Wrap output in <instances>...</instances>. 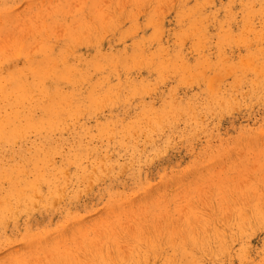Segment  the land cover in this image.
I'll use <instances>...</instances> for the list:
<instances>
[{
	"label": "rangeland",
	"instance_id": "1",
	"mask_svg": "<svg viewBox=\"0 0 264 264\" xmlns=\"http://www.w3.org/2000/svg\"><path fill=\"white\" fill-rule=\"evenodd\" d=\"M248 1L0 0L2 69L37 49L75 68L51 139L84 146L43 160L50 182L0 223V264H264V23L243 30ZM28 130L15 144L31 154Z\"/></svg>",
	"mask_w": 264,
	"mask_h": 264
},
{
	"label": "bare ground",
	"instance_id": "2",
	"mask_svg": "<svg viewBox=\"0 0 264 264\" xmlns=\"http://www.w3.org/2000/svg\"><path fill=\"white\" fill-rule=\"evenodd\" d=\"M255 1H248L245 6H242L246 20L243 30L252 33L263 29L255 25V17L264 23V9L263 12L258 13L252 3ZM188 14L196 13L189 9ZM85 29V24L80 19H76L70 27L65 29L66 35L63 39L64 45H69L68 52L74 44L82 40L79 34ZM241 38L246 40L247 37L241 35ZM13 53L17 55L13 54L12 59L24 60L21 67L9 65L2 69L3 58L0 53V223L15 216L14 211L17 207L31 206L37 192V181L50 182L49 178H43L49 175V171L45 169L48 162L43 160L48 158L51 152L62 153L65 160H71L78 155L74 151L84 150L79 139L75 138L70 150L66 152L61 150V144H54L51 139V134L60 133L64 129L62 114L68 109L66 102H61L59 98L66 94L67 90L63 85L74 79L76 69L65 65L62 68L56 66V59H53L44 49H37L34 53L15 50ZM81 73L85 71L82 70ZM47 79L50 81L49 87L45 86ZM91 89L95 91L96 87L92 86ZM111 89L112 87L108 85L104 86L101 96H105ZM206 95L212 98L209 90ZM88 97L91 101L100 100L97 93L95 95L91 93ZM178 105L182 106L184 103L180 101ZM167 108L168 101L165 100L157 113H163ZM147 110L152 111L148 107ZM28 129L35 130L40 135V142L37 146H33L31 154L24 152L22 148H16L15 144L22 139L19 134L26 133ZM77 134L78 137L81 136L79 132ZM29 175L34 179L28 178Z\"/></svg>",
	"mask_w": 264,
	"mask_h": 264
}]
</instances>
